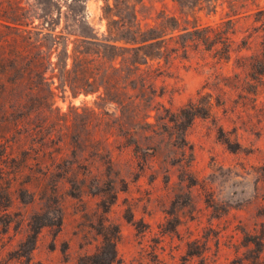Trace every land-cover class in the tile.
Masks as SVG:
<instances>
[{
  "label": "rangeland",
  "instance_id": "1",
  "mask_svg": "<svg viewBox=\"0 0 264 264\" xmlns=\"http://www.w3.org/2000/svg\"><path fill=\"white\" fill-rule=\"evenodd\" d=\"M108 5L128 17L136 10L143 26L175 17L177 32L232 19V57L220 61L201 48L155 72L160 111L151 126L135 117L127 132L105 114L114 106L96 95L55 89L54 98L25 97L21 71L43 66L51 77L65 66L57 41L107 38ZM263 28L264 0H219L216 10L175 0H0V154L5 146L8 154L0 172V264H90L99 251L95 260L113 253L112 264H257L264 77L258 81L252 58L264 60ZM191 100L214 106L184 133L165 110L177 113ZM110 156L118 175L106 168ZM72 166L76 172L66 173ZM96 179L116 184L96 195ZM77 180L86 191L72 196ZM102 233L116 241L113 248Z\"/></svg>",
  "mask_w": 264,
  "mask_h": 264
},
{
  "label": "trees",
  "instance_id": "2",
  "mask_svg": "<svg viewBox=\"0 0 264 264\" xmlns=\"http://www.w3.org/2000/svg\"><path fill=\"white\" fill-rule=\"evenodd\" d=\"M180 5L188 8H196L201 4L204 8L217 9L219 0H175ZM106 19L108 21V36L100 40L94 37H80L72 41L64 39L63 42H56V45L64 43L66 50L65 66L56 67L52 71V76L47 77V71L43 66L28 67L21 71V78L28 81L25 97L32 95L54 98L55 89H62L69 93L72 98L80 96L96 95L97 99L106 105H113V112H105L109 117L114 118L113 122L118 125V129L127 132V126H135V117L144 118L145 125L151 126L148 119L152 112H159L158 97H162L164 92L158 93L156 87L155 72L163 73V67L172 68L177 59L187 60L190 55L199 49L207 52H214L215 57L220 61H228L234 51V22L232 19L219 23L215 26H196L192 29L184 28L181 31L177 26L178 20L175 17L166 16L157 26L146 24L143 26L135 10L130 16L120 10L118 6L112 8L107 6ZM264 31V28H263ZM72 44L71 52L68 46ZM264 47V40L262 42ZM59 62H61L59 55ZM252 70L258 75V81L264 77V60L257 57L252 58ZM71 61V64H69ZM38 62H43L39 57ZM157 65L156 69L154 68ZM154 73V74H153ZM59 84L56 88L55 80ZM16 84V83H15ZM7 87L12 89L15 85ZM6 92V91H5ZM212 102L201 103L191 100L177 113L165 110L169 117V123L180 124L184 133L190 128L198 118L209 117L213 109ZM129 122H125L128 121ZM120 130V131H121ZM108 136L106 141L109 143ZM1 146V144H0ZM6 146L0 154V172L4 173L2 163L8 158ZM109 174H117L115 164L110 158L105 162ZM24 168L17 171L16 176L24 173ZM76 168L68 167L66 173H75ZM88 173H91L87 169ZM43 175L46 173L40 172ZM72 196H77L86 191V181H72ZM115 182L109 180L101 182L99 179L93 183V193L101 194L112 191ZM29 187L30 182H29ZM26 191H29L27 188ZM55 190V189H54ZM35 193H32L34 195ZM47 224H40L33 228L34 236ZM106 245L115 246L116 241L102 233ZM258 247L255 263L259 264L263 253L264 240L255 239ZM99 253L89 257L90 264H112L116 256L112 253L100 257Z\"/></svg>",
  "mask_w": 264,
  "mask_h": 264
}]
</instances>
